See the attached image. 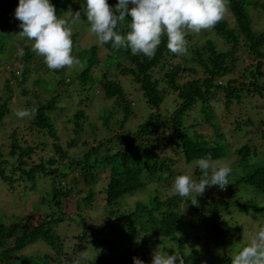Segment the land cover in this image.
Masks as SVG:
<instances>
[{"label": "trees", "instance_id": "obj_1", "mask_svg": "<svg viewBox=\"0 0 264 264\" xmlns=\"http://www.w3.org/2000/svg\"><path fill=\"white\" fill-rule=\"evenodd\" d=\"M107 2L113 6L117 0ZM51 3L72 29L73 43L82 32L90 33L85 0ZM249 3L264 18V0H229L233 22L226 12L212 32L186 31V55L171 53L166 37L149 59L101 46L93 35L87 46L73 51L79 62L71 68L48 69L31 43L23 44L18 57L4 52L9 77L0 88V126L19 109L12 100L18 94L21 109L37 112L0 144V179L9 189L41 192L31 199L33 208L17 214L13 223L0 221V264H133V257L150 264L153 243L194 264L199 251L187 250L182 237L196 225L210 233L197 235L203 240L199 249L216 254L220 264H231L247 244L234 242L241 225L228 223L234 221L232 210L264 209L252 200L229 199L243 184L264 193V113L250 110L264 97V22L252 28ZM73 10L81 11L80 21L71 20ZM11 12L0 9V17ZM8 21L0 19V54L13 34ZM127 30V22L118 27L121 33ZM214 34L224 47L210 37ZM42 72L52 74L42 77ZM132 85L145 99L144 117L129 96ZM204 127L212 134L200 130ZM259 136L263 142L257 151L252 142ZM209 153L213 162L232 168L224 200L215 196L218 186L206 187L196 198L163 194L160 188L174 189L179 174L198 182L202 172L196 162ZM234 153L237 158L229 160ZM250 156L259 159L248 166ZM152 182H157L153 195L127 206L131 194ZM35 244L41 251L22 253Z\"/></svg>", "mask_w": 264, "mask_h": 264}, {"label": "clouds", "instance_id": "obj_2", "mask_svg": "<svg viewBox=\"0 0 264 264\" xmlns=\"http://www.w3.org/2000/svg\"><path fill=\"white\" fill-rule=\"evenodd\" d=\"M229 0H117L110 6L107 0H85L84 9L89 32L95 43L110 44L113 49L129 50L132 55L153 58L167 39L168 50L176 55L188 52L186 31L199 33L212 29L224 19ZM81 11L70 13L73 22L80 21ZM22 29L19 33L32 41V51L43 57L50 70L71 68L78 64L73 53L72 29L58 17L51 0H18L14 10ZM127 22V31L118 27ZM37 109L24 108L15 112L17 118H35ZM202 178L197 182L189 174L174 178L173 188L180 197L202 195L206 187L229 185L232 168L227 163L214 164L211 154L197 160ZM211 170V171H210ZM197 200L193 202V205ZM133 264L144 261L133 257ZM150 264H185L182 254L157 251ZM231 264H264V226H260L246 245L231 258Z\"/></svg>", "mask_w": 264, "mask_h": 264}, {"label": "rangeland", "instance_id": "obj_3", "mask_svg": "<svg viewBox=\"0 0 264 264\" xmlns=\"http://www.w3.org/2000/svg\"><path fill=\"white\" fill-rule=\"evenodd\" d=\"M18 4V0H13L11 2V0H0V9H7V8H11L13 9V12L10 13L9 15L6 16H2V18L0 17L1 21L2 20H9L8 21V29L13 32V36L10 35V39L7 40L6 42L9 43V47L6 49V51H3L0 54V88L2 86V81L4 80V76L9 77V70H5V66L3 64V60L2 58L5 56V53H10L11 56L14 57H18L20 56L21 52H22V46L23 44H29L32 42L28 39H26L25 37H23L21 35V33H19L22 29L19 27V22H17L18 20L14 18V10L15 7ZM246 8L248 10L249 16L251 18V25L253 29L258 30L259 28H261V24L262 22H264V18L263 15H261V9L259 7H255L253 4H247ZM75 11L73 10L71 13H74ZM227 16L230 20V22H233L232 19V14L227 11ZM63 19V17H62ZM80 30V29H79ZM210 31V29H209ZM212 32V31H210ZM202 36H204V34H200ZM213 40H216V43H219V47H224L225 44L223 43V40L221 37L216 36L214 34L210 36ZM200 39H203L200 36ZM93 40V36L86 32V33H81L76 42L73 43V51H77L79 48L81 47H85L88 45L89 42H91ZM3 55V57H2ZM2 57V58H1ZM114 70V69H113ZM19 72L16 71V74H18ZM52 73H45L42 72V77H46L51 75ZM36 77V74H34L33 72L30 73L29 75V79L31 81H33ZM125 81V80H124ZM127 83H125L124 85H126ZM16 93L17 94V88L15 87ZM129 91H130V97L131 99L134 101V108L136 110V112L141 115V117L145 116V113L147 111V106L145 103V99L143 98L141 92L138 89H134V86H130L129 87ZM22 97L20 94L16 95L15 98H13L12 100H14L15 104L19 105L18 108L21 109L22 108ZM257 102V107L253 106L250 107L251 112H253L254 114L258 113L259 109L262 111V113H264V97H259L257 98L254 103ZM165 106L170 107L171 106V102L166 101ZM258 108V109H257ZM234 110H237L235 108H233ZM243 112V111H242ZM243 114V113H242ZM255 116H259L255 115ZM262 117L264 116L263 114L261 115ZM12 118H8V120L5 121V123L3 124V126H0V144L1 143H8L10 141L9 138V133L12 131L11 129L13 128H20L21 125L24 123L22 121V119L17 118L15 113L12 114ZM19 120H20V125H19ZM19 126V127H17ZM7 129V130H5ZM201 131H203L204 133L210 135L211 130L208 127H204L200 129ZM6 132V133H5ZM2 134H5L4 136H2ZM28 138H30L28 136ZM257 139L255 142H252L254 145H257V151L260 150V146L259 144L262 143V137H257L255 138ZM5 148V147H4ZM252 151V150H251ZM235 158H237V154L234 153V157H229V160H234ZM259 158L257 157H252L250 156V158L248 160L245 161L244 164H247L248 166L251 165V162L254 160H257ZM225 162V161H223ZM223 162H219L218 160L214 162V164H222ZM190 168H192V166H189ZM190 170H188L189 173ZM163 181L161 183L162 185ZM157 184V182H152V184L148 185L147 187H145L142 190H137L135 191L133 194L130 195L129 200L127 201V206H131L133 203H135L138 200H143L146 199V196L148 194L153 195L154 191L153 188L155 185ZM43 187L41 186V189ZM160 188V187H159ZM160 190L163 192V194L166 192V196H169L170 194H172V192H174V189L169 188L166 191H163V188H160ZM41 190H38L37 193L34 192H25V190L22 187H15L14 189H9L7 184L2 181L0 179V221L5 223V224H11L14 221L15 216L18 214L20 215L23 212H28L29 210H31V208H33L31 203V199L34 198H39V194H40ZM227 188H219L217 190V192L215 193V196H217L218 198H220L221 200H224L227 196ZM230 200H240V201H245V200H252L254 202H257L259 204H263L264 206V193L261 192H256L255 190L252 189L251 186H246V185H242L240 186L238 189L233 191V194L229 197ZM73 206V205H72ZM181 208H184V204H181ZM264 208V207H263ZM99 211V210H98ZM244 211L246 210H239L238 208H234L232 210L234 217V221H228L226 218H224L226 221H228L229 224H240L241 227L238 228L237 236L236 239L234 240V242L239 245L242 243H247L249 241V239L251 238V236L255 233V231L259 228V223L264 222V209H256L253 211H249V213H245ZM92 213V211H90ZM95 213H97V211H95ZM229 210L225 212V214H228ZM93 220V217H90ZM97 218V217H96ZM101 218H99L98 220H100ZM87 222L89 221V219L86 220ZM210 233L208 232V230L206 228H203V226L201 225H196L193 228H191L190 230L187 231V235H185L184 237H182L183 241L185 242L184 246L187 250H191L192 248H197L199 251L198 252V259L196 261V263L194 264H220L218 259L215 258L213 253L208 252L206 255L204 254L203 251H201L199 248L201 245H203L202 243V239H198L197 235H202V237H209ZM167 246H172L175 247V242H166ZM41 245V243L39 244ZM153 247L156 248L157 251H163L160 250L159 248H157L158 243H153L152 244ZM42 247V246H41ZM43 248V247H42ZM152 249V248H151ZM40 250V246L38 245H33L31 247H26L22 250V253L25 254H30V253H36L39 252ZM43 251V249H42ZM152 252H155L154 249H152ZM166 252V251H165Z\"/></svg>", "mask_w": 264, "mask_h": 264}]
</instances>
